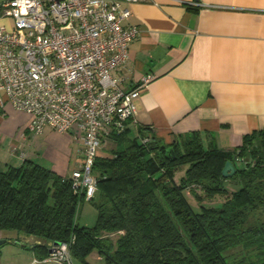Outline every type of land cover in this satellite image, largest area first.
I'll return each mask as SVG.
<instances>
[{"label": "trees", "instance_id": "1", "mask_svg": "<svg viewBox=\"0 0 264 264\" xmlns=\"http://www.w3.org/2000/svg\"><path fill=\"white\" fill-rule=\"evenodd\" d=\"M206 138L193 132L169 145L134 139L111 157L96 156L91 227L77 222L85 200L71 175L30 160L0 162V232L39 240L32 249L40 262L55 244H67L83 264L91 254L104 264H264V225H247L250 213L264 216V129L244 135L232 151ZM227 161L236 174L223 178Z\"/></svg>", "mask_w": 264, "mask_h": 264}, {"label": "crops", "instance_id": "2", "mask_svg": "<svg viewBox=\"0 0 264 264\" xmlns=\"http://www.w3.org/2000/svg\"><path fill=\"white\" fill-rule=\"evenodd\" d=\"M123 7L131 12L123 27L139 32L128 49L123 89L147 75L153 79L135 100V123L121 136L102 138L98 158L134 139L169 145L193 132L204 143L210 134L219 149L232 151L244 135L264 129V0H141ZM11 25V19H0V27ZM28 121L27 114L5 107L0 162L19 167L30 160L69 177L79 165L80 145L49 129L32 137ZM17 145L21 159L12 154ZM1 240L0 264H62L37 261L32 248L40 241L34 237L1 231ZM86 262L102 261L91 254Z\"/></svg>", "mask_w": 264, "mask_h": 264}, {"label": "built area", "instance_id": "3", "mask_svg": "<svg viewBox=\"0 0 264 264\" xmlns=\"http://www.w3.org/2000/svg\"><path fill=\"white\" fill-rule=\"evenodd\" d=\"M141 0H9L0 3V109L29 116L33 136L49 129L80 145L82 162L71 172L72 188L90 201L97 190L93 165L102 138L135 123V100L153 76L123 89L136 27H123L131 12L123 4ZM148 139H143L147 143ZM24 152L20 145L12 152ZM73 264L67 244L49 258ZM37 262V261H35Z\"/></svg>", "mask_w": 264, "mask_h": 264}, {"label": "rangeland", "instance_id": "4", "mask_svg": "<svg viewBox=\"0 0 264 264\" xmlns=\"http://www.w3.org/2000/svg\"><path fill=\"white\" fill-rule=\"evenodd\" d=\"M34 137V136H32ZM76 146V145H75ZM77 151V149H76ZM13 156L18 157L19 159H21V155L20 152H13L12 153ZM78 163L80 164L82 162L81 157H78ZM180 175V174H179ZM178 177V176H177ZM227 188L228 190L232 191L235 190L236 186H234L233 182L227 183ZM95 199H97V195H94ZM189 202L195 206V202L194 200L188 196ZM219 201H222L221 198H217L215 201L211 202V203H204V204H209V205H214L216 203H218ZM96 220V211L94 209V207L89 203V201H85L80 207L79 210L77 212V222L79 225H85L88 227H91L94 225ZM247 225L249 226H261L264 225V216H262V214L260 213V211H255L249 214V218H248V222ZM101 264H104V262H101Z\"/></svg>", "mask_w": 264, "mask_h": 264}, {"label": "water", "instance_id": "5", "mask_svg": "<svg viewBox=\"0 0 264 264\" xmlns=\"http://www.w3.org/2000/svg\"><path fill=\"white\" fill-rule=\"evenodd\" d=\"M236 174V169L231 161H227L221 171V175L223 178H230ZM5 241L1 240L0 245L3 244ZM58 245V244H55Z\"/></svg>", "mask_w": 264, "mask_h": 264}]
</instances>
